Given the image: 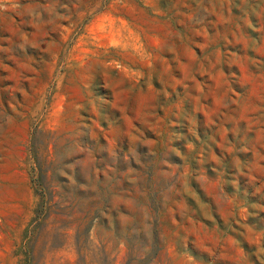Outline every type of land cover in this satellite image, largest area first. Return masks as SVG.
<instances>
[{"label":"rangeland","instance_id":"1","mask_svg":"<svg viewBox=\"0 0 264 264\" xmlns=\"http://www.w3.org/2000/svg\"><path fill=\"white\" fill-rule=\"evenodd\" d=\"M0 264H264V0H0Z\"/></svg>","mask_w":264,"mask_h":264}]
</instances>
